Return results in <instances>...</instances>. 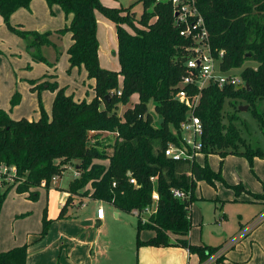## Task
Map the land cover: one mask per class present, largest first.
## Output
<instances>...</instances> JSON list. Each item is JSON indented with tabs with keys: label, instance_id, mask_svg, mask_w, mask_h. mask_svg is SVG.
I'll use <instances>...</instances> for the list:
<instances>
[{
	"label": "trees",
	"instance_id": "16d2710c",
	"mask_svg": "<svg viewBox=\"0 0 264 264\" xmlns=\"http://www.w3.org/2000/svg\"><path fill=\"white\" fill-rule=\"evenodd\" d=\"M30 1L0 0V15L11 32L27 40L32 59L46 62L39 48L50 44L52 32L24 30L9 21L14 11L27 8ZM45 1L50 8L55 4L66 16L71 15L69 24L55 32H70L68 71L73 67L83 68L86 77L94 81V97L90 101L75 100L55 80L39 83L33 80L31 89L39 93L45 88L55 93L50 116L40 98V116L36 120L13 119L0 108V165L16 168L20 180L14 187L16 192L28 193L29 198L35 199L38 188H47L52 177L61 176L68 164L76 165L79 175L65 189L67 196L57 218H67L66 209L73 195H87L91 200L108 202L130 212L133 208L142 210L151 206V194L155 190L156 210L146 222L137 218L136 246L175 244L205 260L218 247L188 241L192 226L190 205L195 200L197 182L214 185L224 180L207 162L173 160L164 154L168 143H179V126L187 114L174 95L185 73L186 47L190 45L189 39L179 34L180 26L170 2L137 0L142 4L137 18L131 11L132 5L108 7L101 0ZM196 3L213 50L224 51L220 68L228 71L241 67L245 61L254 62L240 72L242 87L210 85L201 91L196 115L203 126L202 154L205 157L217 154L221 158L241 155L252 165L255 157L264 159V150L246 142L236 122L239 106L247 104L264 135V113L255 109L256 101L264 99V0H196ZM97 10L116 25L118 71L99 64ZM119 89L120 95L116 93ZM133 94H137V101L118 115V105L128 102ZM19 99V93L15 92L10 105L14 106ZM226 103L232 107L231 112L225 111ZM91 131L97 133L95 141L89 143ZM101 132L113 135L104 143L99 139ZM130 178L135 179V184ZM11 185L0 190V209ZM172 188L183 191L186 197H174ZM239 188L244 190L242 186ZM252 195L264 201V186L261 193ZM47 226L48 220L44 219L39 237L46 234ZM144 229L154 234L141 240L139 233ZM26 249L25 243L0 252V264H23Z\"/></svg>",
	"mask_w": 264,
	"mask_h": 264
},
{
	"label": "rangeland",
	"instance_id": "374dc122",
	"mask_svg": "<svg viewBox=\"0 0 264 264\" xmlns=\"http://www.w3.org/2000/svg\"><path fill=\"white\" fill-rule=\"evenodd\" d=\"M101 3L108 7H128L132 5L131 11L134 12V17L137 18L142 12V4L137 2V0H101ZM95 17L97 27L99 24L101 44H104V47L102 44L100 48L99 64L105 69L118 71L120 65L117 57V48L113 43L107 44L109 32L106 28V23H109V21L98 10L95 11ZM69 20L66 21L65 25L69 24ZM124 27L129 32L132 31L131 27L127 25H124ZM13 34L19 39L20 45L17 40L11 41L10 38L2 35V32H0L1 48L20 50V54L17 51H5L3 53L0 50L1 70L4 69L5 65L12 63L13 65H17V73L19 75L28 77L31 75L30 77L33 78L41 77L49 69V71L52 70V73H55L60 87L67 86L68 89L76 91V94L79 93L81 89L80 75L77 71H72L73 73L68 71L67 47L64 44V39L59 40L54 48L51 44H45L39 48L40 54L46 60L44 62L34 61L30 51L26 47L27 40L15 33ZM253 64L254 62L252 61H245L241 67L233 68L229 70V73L240 75V72L246 65L253 66ZM45 77L50 76L46 75ZM47 92H51V90ZM137 99V94H133L128 102L119 104L117 109L118 115H122L127 108L132 107ZM244 105L247 104H243L242 106ZM148 108L152 110L151 103H149ZM224 109L225 111H232L229 103L225 104ZM248 109L247 105L246 110H240L238 113L239 119L236 123L246 142L250 143L253 147H260V149L264 150V135L261 132L257 119ZM255 109L258 112L264 113V99L256 101ZM94 137V135H90L89 139L91 143L95 141ZM110 138L104 133H101L99 136V139L104 143L108 142ZM101 162L107 163L106 161ZM197 162L200 164L207 162L213 171L220 172L224 182L216 181L214 185H209L203 181L197 182L194 194L197 198L202 197V199L194 200L191 205L190 219L192 226L187 238L192 242L203 240L210 245H224L226 242L224 241L223 234L225 233L229 238L234 237L237 233L239 222L245 223L246 218H250L256 209V206L253 204L243 201L244 199L240 195H242L244 190H241L239 186H242L244 189L245 187L253 189L254 187L260 188L261 185L262 189V185L264 186V184H261L259 181V176L260 174L264 176V161L260 162V160L254 158L252 165H250L249 161L241 155L230 154L221 158L217 154H210L207 157L202 154L197 157ZM75 169L76 165L68 164L63 170L62 175L58 176L57 183H54L52 180L47 188H38V196L35 199L29 198L25 193L16 192L14 187L20 181L17 175L11 183L4 181L3 185H0V190L3 191L7 185L12 184V188L7 191L0 209V249L12 248L8 246L16 243L22 245L29 238L30 233L39 234L43 229L44 219L48 220L46 234L49 230L52 231V234L54 233L58 227L55 225H57L56 219H58V212L61 208L60 200H65L67 196V194L64 195V189L68 187V182L74 178ZM91 201L87 195H73L72 201L66 209L67 218L83 221L85 215L90 214L94 208V203ZM101 204L106 219L104 224L100 223L98 226H95L96 222H94V230L102 229V234H105L111 240L118 237L117 235L120 233V230H131L133 236H135L138 218L136 215L115 208L108 202L103 201ZM114 212H118L119 215L115 216ZM83 223L87 224L85 221ZM145 231H149V229H144L142 236L148 233Z\"/></svg>",
	"mask_w": 264,
	"mask_h": 264
},
{
	"label": "crops",
	"instance_id": "0c3cea01",
	"mask_svg": "<svg viewBox=\"0 0 264 264\" xmlns=\"http://www.w3.org/2000/svg\"><path fill=\"white\" fill-rule=\"evenodd\" d=\"M68 19H71V15L66 16L58 5L54 4L50 8L45 0H31L27 8L20 7L14 11L10 16L9 21L13 26H18L21 29L28 31H37L40 33L51 31L50 44L52 47L54 48L59 40L64 39L67 52V49L71 44L70 32L57 34L55 31L63 27ZM107 20L109 21V23H106V28L109 32L107 44L109 45V43H113L117 48L116 25L113 21L109 19ZM0 32H2V35L10 38L11 41L19 40L11 31H9L1 15ZM100 37L101 33L98 24L97 39L99 58L100 48L103 44H101ZM18 44H21L20 41H18ZM0 50L3 53L5 51H17L20 54V50L17 49L12 50L1 48V38ZM17 69V65H13L12 63L5 65L2 70L0 68V108L7 111L9 116L13 119L26 118L29 120H36L40 116V98L45 112L47 115H50L55 93L53 91L47 92L49 90L45 88L41 89L38 93L37 90L31 89L30 81L37 80V83H39L41 81L53 82L55 80L57 82V78L51 76L55 75V73H52V70L49 71V69H47L41 77L38 76L32 78L30 77L31 75L29 77L19 75ZM72 71H77L80 75L81 89L79 90V93L76 94V91L70 90L65 86L66 93L72 94L75 100L85 99L90 101L94 97V91L92 89L94 81L86 77V72L83 68L73 67L69 72L71 73ZM44 75L50 77L41 79ZM119 79V84L121 85V77H119ZM15 92L19 93L20 99L17 104L11 107L10 99ZM107 134L108 133H105L106 136L112 137L111 134ZM92 135H95V133ZM255 159L260 160V162L264 161V159L257 157H255ZM77 168L78 167L76 166L75 170H77ZM259 177L261 184H264V176L260 174ZM262 190L263 185L262 189L261 185L260 188L254 187L253 189L245 187L244 192L240 195L241 198L244 199L243 201L253 204L256 206V209L253 211L250 218H246L245 223L242 221L239 222L237 233L246 223L250 222L264 211L263 199L256 198L252 195V193H261ZM66 194L67 192L64 191V195ZM197 199H202V197L197 198L195 196V200ZM60 201L64 200L61 199ZM91 202L94 203V208L90 214L88 213L84 217L83 221L87 223L86 225L83 221H75L72 220V218H58L56 219L57 225H55L58 227L53 234L50 230L43 237H39V234L36 233H30L29 238L25 242L27 244V249L25 262L23 264H201L203 262L200 260L198 254L191 253L187 248L175 244L169 246L142 245L137 247L136 233L135 236H133L131 230H120V233L117 235L118 237L111 240L108 236L102 234V229L94 230V225L98 226L100 223L104 224L106 219L105 215L102 220L96 218V208L102 205L101 203L103 201L92 200ZM114 215L118 216L119 213L114 212ZM94 222L96 223L93 225ZM142 231L139 233L141 240H146L154 234L152 230H149L145 231L148 233L142 236ZM223 237L225 242L232 238H229L225 233L223 234ZM171 239L174 240V236H171ZM188 241L200 246H222V244L210 245L203 240H195V242H192L188 239ZM16 245L19 244H11L8 247H18ZM6 249L7 248H3L0 249V251L3 252L9 250ZM211 264H264V220L252 228L239 241L233 243L221 258Z\"/></svg>",
	"mask_w": 264,
	"mask_h": 264
},
{
	"label": "built area",
	"instance_id": "2783aa9c",
	"mask_svg": "<svg viewBox=\"0 0 264 264\" xmlns=\"http://www.w3.org/2000/svg\"><path fill=\"white\" fill-rule=\"evenodd\" d=\"M169 1L174 18L177 25L180 26L179 34L190 41V45L186 47L187 56L184 62V74L178 84V89L175 92L174 98L182 104L186 111V118L180 123L179 132L181 139L179 143L170 142L164 149V154L173 160L188 159L197 160L199 155H202L201 136L203 126L196 115V110L199 105L201 91L210 85L218 87L232 86L240 88L244 85L241 75L223 71L220 68V61L223 56V50H213L208 32L203 20V17L197 7L196 0H156ZM120 95V89L116 92ZM97 133L91 131L90 135ZM113 135L112 132H101ZM89 135V137H90ZM89 143L91 140L89 139ZM78 171H74V176L78 177ZM16 176V168L9 165H0V185L4 181L11 183ZM58 175H54L51 179L57 183ZM154 177H151L153 180ZM130 182L135 184V179L130 178ZM45 185V181L41 182ZM171 192L174 197L183 199L186 194L177 189L172 188ZM152 205L146 206L144 209H131V213L140 217L142 222L148 221L149 216L156 210L155 202L158 200V193L154 190L151 194ZM64 201H60L62 206ZM105 212L102 205L96 208V218L102 220ZM264 220V211L257 215L250 222L246 223L234 237L229 239L224 245L214 250L201 264H211L221 258L225 252L232 246L233 243L239 241L252 228L260 224Z\"/></svg>",
	"mask_w": 264,
	"mask_h": 264
},
{
	"label": "water",
	"instance_id": "95a60500",
	"mask_svg": "<svg viewBox=\"0 0 264 264\" xmlns=\"http://www.w3.org/2000/svg\"><path fill=\"white\" fill-rule=\"evenodd\" d=\"M106 97L108 98V96H106ZM239 109L244 111L247 109V105L239 106ZM159 122H161V119L159 120Z\"/></svg>",
	"mask_w": 264,
	"mask_h": 264
}]
</instances>
